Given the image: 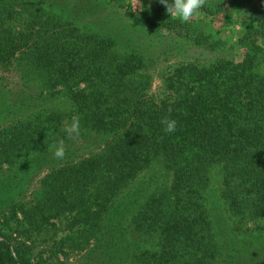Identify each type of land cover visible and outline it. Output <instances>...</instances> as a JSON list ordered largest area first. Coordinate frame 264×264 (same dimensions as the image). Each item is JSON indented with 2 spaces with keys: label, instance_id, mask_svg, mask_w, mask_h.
<instances>
[{
  "label": "trees",
  "instance_id": "16d2710c",
  "mask_svg": "<svg viewBox=\"0 0 264 264\" xmlns=\"http://www.w3.org/2000/svg\"><path fill=\"white\" fill-rule=\"evenodd\" d=\"M247 2L241 59L166 67L154 94L157 59L142 39L165 30L210 45L194 18L181 22L160 0L142 10L129 0H0V65L16 63L26 82L65 99L0 132V167L21 164L13 189L30 181L28 154L54 151L68 133L65 121L103 140L47 173L28 204L11 205L0 264H34L22 239L61 219L62 241L86 251L82 264H264V0ZM145 170L151 182L137 188Z\"/></svg>",
  "mask_w": 264,
  "mask_h": 264
},
{
  "label": "rangeland",
  "instance_id": "374dc122",
  "mask_svg": "<svg viewBox=\"0 0 264 264\" xmlns=\"http://www.w3.org/2000/svg\"><path fill=\"white\" fill-rule=\"evenodd\" d=\"M134 5L133 10H142L143 7L150 3L151 0H129ZM221 6L214 3L211 5L212 13L204 9L193 16L197 23L202 25L203 30L211 36V44L203 45L193 40H184L180 37H174L165 30L161 31L158 37L149 36L142 39L144 44L149 48V53L157 59L155 69H153V85L151 92L161 94L164 91V85L161 79L162 71L165 68L172 69L183 62H194L199 64H209L221 59L239 60L243 56V46L239 39L244 33V18L250 13V4L247 0H219ZM113 4L112 1H109ZM237 7L233 8V4ZM125 5V6H128ZM224 8L223 12H218L217 8ZM120 9L123 18L138 26L136 15L133 10ZM233 11V12H232ZM108 28V27H106ZM108 33V30H105ZM148 36V35H147ZM264 46V42H263ZM167 52H166V51ZM264 68V66H263ZM54 95L50 91L42 89L39 83L33 81L26 82L16 63L0 65V132L10 126L26 122L36 110L53 107L61 109L64 107L65 99ZM75 123L65 121L60 126L61 130L66 129L68 133L60 135L59 143L62 141L63 146L69 145L65 149V155L62 159L54 156V151L43 154L40 151L29 153L25 158L28 166L24 167V173L29 171L30 181L13 189L15 186V169L20 168L21 164L6 165L0 167V177L3 180L0 183V229L10 233L8 229L7 218L11 216V205L28 204L37 189L40 186L42 178L53 168L58 167L61 163L69 159H80L87 157L99 151L103 145V140L95 133L78 136L75 134ZM40 130V128H37ZM69 136L70 140L64 138ZM10 168V169H9ZM159 174V173H158ZM158 176V175H157ZM151 173L145 170L138 176L135 182L137 188L146 187L151 181ZM161 179L157 178L156 182ZM154 182V185L155 183ZM157 185V184H156ZM11 187L10 203L6 202L8 194H4V189ZM10 197V196H9ZM14 203V204H13ZM56 227L40 233H34L31 238H23L28 246L29 255L34 264H82L86 251L75 245H68L62 241L65 235L63 229L66 220H56ZM131 225L127 229V235L132 239L140 242L141 245H147L148 240L140 234L131 230ZM15 236L19 238L16 234ZM22 238V237H21ZM20 239V238H19ZM15 242H18L15 240Z\"/></svg>",
  "mask_w": 264,
  "mask_h": 264
},
{
  "label": "clouds",
  "instance_id": "9594fccd",
  "mask_svg": "<svg viewBox=\"0 0 264 264\" xmlns=\"http://www.w3.org/2000/svg\"><path fill=\"white\" fill-rule=\"evenodd\" d=\"M160 3L165 6V10L170 16L179 19L181 22H189L194 15L204 6L205 0H160ZM164 125L166 133H173L176 131V121L165 118L161 121ZM75 126V125H74ZM54 156L57 159H62L65 155V148L63 142L53 146Z\"/></svg>",
  "mask_w": 264,
  "mask_h": 264
}]
</instances>
